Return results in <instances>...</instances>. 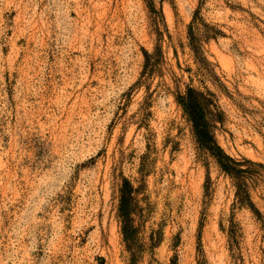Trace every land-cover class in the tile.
<instances>
[{
  "label": "rangeland",
  "instance_id": "1",
  "mask_svg": "<svg viewBox=\"0 0 264 264\" xmlns=\"http://www.w3.org/2000/svg\"><path fill=\"white\" fill-rule=\"evenodd\" d=\"M188 87L264 165V0H0V264H264V181L238 201Z\"/></svg>",
  "mask_w": 264,
  "mask_h": 264
},
{
  "label": "trees",
  "instance_id": "2",
  "mask_svg": "<svg viewBox=\"0 0 264 264\" xmlns=\"http://www.w3.org/2000/svg\"><path fill=\"white\" fill-rule=\"evenodd\" d=\"M176 102L190 122L198 146L207 150L214 157L219 168L235 180L236 198L252 210L253 204L247 188L257 179L264 181V174L259 171V169L264 170V165L245 157L236 159L218 144L212 131L213 125L208 117V100L202 92L188 87L184 94L177 95ZM125 187H128V183ZM129 196V191L125 189L120 197L119 209L125 220H128L134 211ZM132 235L133 233L124 227L125 238L129 240ZM134 260L132 255L131 262Z\"/></svg>",
  "mask_w": 264,
  "mask_h": 264
}]
</instances>
